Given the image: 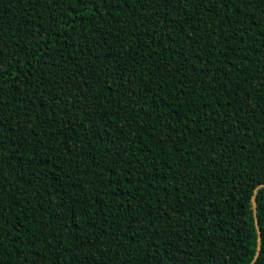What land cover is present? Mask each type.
Instances as JSON below:
<instances>
[{
    "label": "trees",
    "instance_id": "obj_1",
    "mask_svg": "<svg viewBox=\"0 0 264 264\" xmlns=\"http://www.w3.org/2000/svg\"><path fill=\"white\" fill-rule=\"evenodd\" d=\"M262 172L264 0H0V264H264Z\"/></svg>",
    "mask_w": 264,
    "mask_h": 264
},
{
    "label": "snow or ice",
    "instance_id": "obj_2",
    "mask_svg": "<svg viewBox=\"0 0 264 264\" xmlns=\"http://www.w3.org/2000/svg\"><path fill=\"white\" fill-rule=\"evenodd\" d=\"M228 2H229V0H225V3H228ZM232 2L234 3L235 0H232ZM244 2H245V0H241V3H244ZM261 175H264V172H262ZM259 231H260L261 234H264V226H262V227L259 229Z\"/></svg>",
    "mask_w": 264,
    "mask_h": 264
},
{
    "label": "water",
    "instance_id": "obj_3",
    "mask_svg": "<svg viewBox=\"0 0 264 264\" xmlns=\"http://www.w3.org/2000/svg\"><path fill=\"white\" fill-rule=\"evenodd\" d=\"M256 224H258L257 221H256ZM256 258H257V257H256Z\"/></svg>",
    "mask_w": 264,
    "mask_h": 264
}]
</instances>
